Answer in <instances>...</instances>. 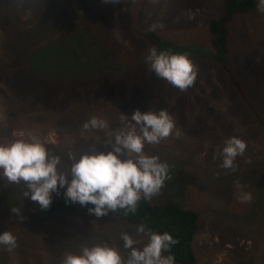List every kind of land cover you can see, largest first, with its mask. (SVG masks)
Masks as SVG:
<instances>
[{
    "label": "rangeland",
    "instance_id": "obj_1",
    "mask_svg": "<svg viewBox=\"0 0 264 264\" xmlns=\"http://www.w3.org/2000/svg\"><path fill=\"white\" fill-rule=\"evenodd\" d=\"M8 1L17 12L23 6L21 0ZM87 1L93 8L90 13L80 11L77 0H52V13L59 28L56 34L66 48H80L70 39H63L73 37L76 26L85 32L79 37L84 47L102 43L106 55L100 77L94 79L90 74L92 81L84 82L77 91L64 90L63 96L56 76L47 88L28 73L25 47L30 32L11 34L10 25L15 26V33L21 28L13 23V12L0 10V143L36 138L61 145L70 159L78 158L93 144L100 150H111L112 145L106 142L129 122L126 115L131 116L137 109H165L175 121L173 134L144 147L146 154L159 157L168 166V178L151 198L156 203L179 201L199 213L194 242L197 264H264V146L255 135L262 129L260 124L256 128L237 89L209 56H189L197 75L193 85L181 91L152 71L148 56L154 45L142 41L137 33L139 28L153 29L157 25L155 30L166 38L211 52L208 22L221 16L223 0ZM96 4L99 18L92 16ZM31 17L29 12L21 14L22 19ZM36 23L33 26L37 32L50 30L44 31L42 37L55 32L52 24ZM89 26H99L107 34L101 38ZM230 27L232 67L254 98L264 95V13L255 9L240 15ZM116 63L122 65L118 72L114 70ZM35 87L41 98L50 102L49 112L40 107L30 111L32 106L42 105ZM74 115L77 125L60 119ZM93 117L103 120L106 127L83 130V124ZM234 136L242 138L247 148L236 157L232 169H224L218 153ZM122 158H127V154H122ZM1 180L0 194L7 193L4 197L11 199L21 194L28 207L36 206L30 193L25 196L27 185L23 181ZM64 191L61 188L52 194V204L66 201ZM246 196L251 199H244ZM88 209L65 211L41 222L33 210L20 213L15 219L0 216V232L11 231L17 239L12 250L0 246V264H61L65 254L79 253L82 247L95 244L116 247L126 259L130 250L124 248L122 235L127 233V224L111 212L96 217ZM138 228L128 234L140 241L136 247H143L148 236L146 231L139 233ZM45 234L50 236L45 238Z\"/></svg>",
    "mask_w": 264,
    "mask_h": 264
},
{
    "label": "clouds",
    "instance_id": "obj_2",
    "mask_svg": "<svg viewBox=\"0 0 264 264\" xmlns=\"http://www.w3.org/2000/svg\"><path fill=\"white\" fill-rule=\"evenodd\" d=\"M257 10L264 13V0H257ZM156 27L153 25V29ZM148 61L157 77L181 91L192 86L196 79L197 70L187 54L158 51L153 47ZM126 117H130L129 122L115 132L114 139L106 142L112 145L111 150L103 151L93 144L78 158L73 157L67 172L59 168L60 157L51 155L48 146L36 138L0 143V177L10 183L23 181L27 185L25 196L30 193L31 199L43 209L52 204V194L64 188L66 201L91 205L88 210L96 217L118 209L134 212L140 199H151L168 178L167 164L160 162L157 156L146 154L144 147L158 144L173 134L175 121L165 109L159 112L137 109ZM104 127L105 122L96 117L83 124L85 131ZM246 148L242 138H229L218 153L222 157L221 167L232 169L236 157ZM124 153L127 158H122ZM11 211L20 215L18 209ZM137 231L145 233V225L141 224ZM147 236L143 247H136L140 244L138 239L128 233L122 235L124 248L130 250L126 259L116 247L95 244L82 247L79 253L65 254L61 264H175V256L170 250L178 240L169 232L151 229ZM16 243V236L11 231L0 232V246L12 250Z\"/></svg>",
    "mask_w": 264,
    "mask_h": 264
},
{
    "label": "trees",
    "instance_id": "obj_3",
    "mask_svg": "<svg viewBox=\"0 0 264 264\" xmlns=\"http://www.w3.org/2000/svg\"><path fill=\"white\" fill-rule=\"evenodd\" d=\"M77 1L78 3L76 4L80 11L83 10L87 13L92 11L93 8L90 6L91 3L87 0ZM21 2L23 6L18 11L20 14L13 9V5L8 0H0V10L3 8L4 11H8L9 13L13 12V23L19 24L18 26L21 28L20 31L15 33V26L10 25V30L12 31L11 34L21 35L25 34L27 31L30 32V35H28L29 38L27 37V46L25 47V59L28 66V73H32L33 76L39 81H42L47 88H49L48 84L53 83V78L56 76L57 78L55 81L58 82L59 89H63V91H60L61 96L66 94L64 90L68 92L77 91L84 84V82L92 81L90 74H92L94 79H96V76L97 78L101 76L103 71L101 66L106 63V55L104 53L105 50H102V43L94 46L93 48L87 49L79 41V37H83L85 32L78 31L77 27L74 26L73 37H68V35L63 39L66 41L67 39H70V42L80 46L77 50L81 54L77 55L76 53H78V51L72 48L67 49L66 43L56 34L59 28L57 27V21L55 20L54 13H52V6H54L52 0H31L29 3H27V0H21ZM95 6L96 7L94 8V12H92V16L99 18V6H97V4ZM30 9L32 11H29ZM255 9H257V0H223L221 16L218 18H211L208 22V31L212 35L213 51L211 52L205 51L203 47H191L189 45L178 43L173 39L166 38L155 29L139 28L137 33L142 37V41H149L158 51L166 50L176 54H187L188 57L201 54L209 56L216 64L219 65L230 83L237 89L241 102L253 115L256 128L260 124L261 128L264 129V95L261 94L254 98L248 89L243 85L241 79L236 75L232 67L233 57L232 49L230 47L232 40V29L230 27L231 22L236 21L237 17L240 15L252 13ZM27 12H29V15L32 13V17L22 19L21 14ZM77 13L78 12L75 11V15ZM35 21H37L36 25L41 23H45L47 25L52 24L55 27V32H51V36H40L44 33V31L50 30H38L37 32L35 26H33ZM88 29H91V32H94L101 38H104V35L107 34L99 26H89ZM114 31L115 29L113 32ZM12 37L15 38L19 36ZM120 68H122V65L116 63L114 70L118 72ZM36 89L37 87H35V90ZM35 92L37 99L41 100L42 105H34L30 108V111L35 110L36 107H40L44 111L49 112V109L51 108L50 102L41 98L40 90H36ZM80 116L83 115L80 113ZM255 117L259 123L256 121ZM60 119L64 120L68 124L72 122L75 125L78 124V118L76 115H74V118L73 116L69 118L61 116ZM19 126L21 127V125ZM262 129L255 132V135L257 136L256 139H258L264 146V131ZM42 135H44V133ZM41 138L43 139V137ZM46 145L48 146L51 155L60 157L61 164L59 167L64 169L71 168L73 159L68 157V152L63 150L61 145ZM149 146L150 144H148V147ZM2 182L3 181L0 177V183ZM4 194L7 193L0 194V216H10L11 219H15L18 216L11 211L12 208L18 209L19 213L31 212L29 210H33L38 218L37 220L41 222L42 219L57 214L60 215L65 211L73 213L91 207V205L81 206L79 203L62 201L60 203L51 204L47 209L41 208V206L36 202V206L32 208V205L31 207H28L27 202L21 194H18L11 199L9 197H4ZM111 213L116 216L118 220L127 224V233H132L134 228L136 226L139 227L141 224L145 225L146 233H148L149 229L153 232L171 233L173 237L178 240V243L170 250L175 256V263H198L194 250V242L199 227V213L193 208L185 207L179 201L156 203V201L152 198H141L134 212H126L123 209H118L116 212ZM36 230H39V228ZM48 236L50 235L45 234V238ZM164 254L167 255L168 253ZM1 264L7 263L3 261ZM39 264H41V262H39Z\"/></svg>",
    "mask_w": 264,
    "mask_h": 264
}]
</instances>
